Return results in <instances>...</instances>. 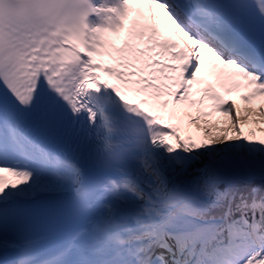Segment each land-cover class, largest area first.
Listing matches in <instances>:
<instances>
[{
  "label": "snow or ice",
  "instance_id": "1",
  "mask_svg": "<svg viewBox=\"0 0 264 264\" xmlns=\"http://www.w3.org/2000/svg\"><path fill=\"white\" fill-rule=\"evenodd\" d=\"M0 264H264V0H0Z\"/></svg>",
  "mask_w": 264,
  "mask_h": 264
}]
</instances>
